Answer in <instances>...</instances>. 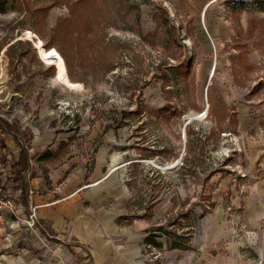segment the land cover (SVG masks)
<instances>
[{"label":"rangeland","instance_id":"374dc122","mask_svg":"<svg viewBox=\"0 0 264 264\" xmlns=\"http://www.w3.org/2000/svg\"><path fill=\"white\" fill-rule=\"evenodd\" d=\"M0 117L41 191L70 183L145 264H264V0H6Z\"/></svg>","mask_w":264,"mask_h":264},{"label":"crops","instance_id":"0c3cea01","mask_svg":"<svg viewBox=\"0 0 264 264\" xmlns=\"http://www.w3.org/2000/svg\"><path fill=\"white\" fill-rule=\"evenodd\" d=\"M0 173H5L2 165ZM33 173L28 174V210L15 202L17 221L0 238V264H145L140 248L132 245L129 232L118 227L113 217L86 211L70 183L41 191V177ZM31 208L36 209L39 242L24 225V231L18 230ZM14 237L21 238L22 246L11 241ZM122 237L126 245L117 243Z\"/></svg>","mask_w":264,"mask_h":264},{"label":"trees","instance_id":"16d2710c","mask_svg":"<svg viewBox=\"0 0 264 264\" xmlns=\"http://www.w3.org/2000/svg\"><path fill=\"white\" fill-rule=\"evenodd\" d=\"M237 7L244 9L241 2H236ZM6 9V0H0V12L4 13ZM46 47V46H45ZM46 47V49H51ZM0 130L7 134L15 143L17 150L9 153L0 154V165L4 166L5 173H0V195L9 197L16 203L21 204L28 210L29 204V185L28 174L31 169V154L29 150L31 135L26 130H21V126L16 122L12 124L0 117ZM54 156L53 153L47 152L41 154V160H47ZM12 191H18L17 197L11 196ZM152 241V240H151ZM147 242V241H146ZM153 246H159L155 242H147ZM170 250H185L183 244L174 241L169 246Z\"/></svg>","mask_w":264,"mask_h":264},{"label":"built area","instance_id":"2783aa9c","mask_svg":"<svg viewBox=\"0 0 264 264\" xmlns=\"http://www.w3.org/2000/svg\"><path fill=\"white\" fill-rule=\"evenodd\" d=\"M17 217V206L15 201L9 197L0 195V238H4L7 216ZM25 228L35 234L38 231L36 209L31 208L29 214L23 220Z\"/></svg>","mask_w":264,"mask_h":264},{"label":"bare ground","instance_id":"6f19581e","mask_svg":"<svg viewBox=\"0 0 264 264\" xmlns=\"http://www.w3.org/2000/svg\"><path fill=\"white\" fill-rule=\"evenodd\" d=\"M27 36H29V35L27 34ZM26 39H30V38L27 37ZM33 43L36 46L35 48L39 50V47H41V44H42L41 41L40 40H38L36 42L33 41ZM39 51H41V50H39ZM43 61L46 64L52 65L55 67V70H56L55 78L57 81L64 84L67 88H74L75 87V84H73L68 78V74L66 72L63 59L61 58V56L59 55V53L55 49H53V48L49 49L47 51V59L43 60ZM212 72H211V74H212Z\"/></svg>","mask_w":264,"mask_h":264}]
</instances>
